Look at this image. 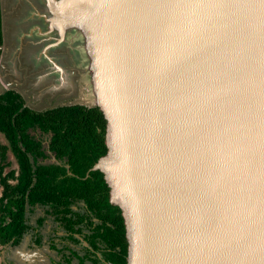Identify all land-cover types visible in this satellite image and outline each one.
Wrapping results in <instances>:
<instances>
[{
    "label": "water",
    "instance_id": "95a60500",
    "mask_svg": "<svg viewBox=\"0 0 264 264\" xmlns=\"http://www.w3.org/2000/svg\"><path fill=\"white\" fill-rule=\"evenodd\" d=\"M50 1L90 32L128 264H264V0Z\"/></svg>",
    "mask_w": 264,
    "mask_h": 264
},
{
    "label": "trees",
    "instance_id": "16d2710c",
    "mask_svg": "<svg viewBox=\"0 0 264 264\" xmlns=\"http://www.w3.org/2000/svg\"><path fill=\"white\" fill-rule=\"evenodd\" d=\"M0 133L7 141V146L0 144L1 158L10 151L18 165L17 175L3 176L0 169V246L20 242L29 229L26 208L40 205L67 234L83 238L92 264H128L123 209L113 204L105 173L91 171L110 151L102 109L71 104L35 111L18 93L7 91L0 95ZM43 136L49 137L48 149L59 164H43L48 158Z\"/></svg>",
    "mask_w": 264,
    "mask_h": 264
},
{
    "label": "crops",
    "instance_id": "0c3cea01",
    "mask_svg": "<svg viewBox=\"0 0 264 264\" xmlns=\"http://www.w3.org/2000/svg\"><path fill=\"white\" fill-rule=\"evenodd\" d=\"M36 2V0H16V4L22 7L16 8V11L14 9L9 10L7 0H0L2 39L0 44V95L7 91H14L23 98L25 107L35 111H45L67 104L53 105V102L57 100L55 93L52 94L53 90L50 92L41 91L38 90L39 87L25 89L22 85L28 73L33 71L31 69L26 72L25 66L23 67V63H20L21 60H24L25 63V53H27L26 57L32 53L31 49L25 48V45L31 47L42 44L43 50L48 51H46L47 55L54 57L48 48L50 45L53 46L56 41L55 33L49 31L50 26L45 30L41 28L43 26L40 27L36 23V21L46 23L50 16L55 18L50 9L51 1L47 0L44 8ZM52 2L54 8L57 7V2L55 0ZM35 24L36 27L33 28ZM34 31L37 32L38 36H33ZM29 76L31 77L30 74ZM48 76L49 69L47 68L43 77L51 79V76ZM37 81L39 82V80ZM62 81L63 89L71 85L70 81H66L65 78ZM44 96L47 97L43 98ZM42 100H45L47 105L45 108L39 109V103ZM0 144L7 146V141L1 133ZM0 169L4 172L3 176L11 171H14L16 175L18 174L17 162L10 151L6 153L4 158L0 156ZM1 192L2 188H0V194ZM26 211V224L29 229L17 245L0 246V264H92V261L87 258L89 251L82 241L83 238L77 235L69 236L60 226H44V224L51 223L50 219L55 224L60 225L56 222L55 217L50 215L48 208L36 205L32 208L27 207Z\"/></svg>",
    "mask_w": 264,
    "mask_h": 264
},
{
    "label": "rangeland",
    "instance_id": "374dc122",
    "mask_svg": "<svg viewBox=\"0 0 264 264\" xmlns=\"http://www.w3.org/2000/svg\"><path fill=\"white\" fill-rule=\"evenodd\" d=\"M36 1V3L42 8H44V6L47 4V0ZM55 1L57 3L62 2V0ZM14 5H17L16 0H7V6L9 10H16V8L20 7V5L13 7ZM68 11L71 10H66L63 14L60 12L59 15L55 13V18L50 16L46 23L42 21H36L40 27L43 26L41 27L42 29L47 30V27L50 26L49 31L55 33V39L57 40L56 46L50 45L48 48L49 52L53 54L54 57H49V55H47V50H43L42 44L39 46L33 45L31 47L25 45V48L27 50L31 49L32 53L26 57L25 63L23 60H21L20 63H23V67L25 66L26 72H29L31 69H33V71L28 73L26 78L23 80L22 85L25 89H36L39 87L38 90L41 91L50 92L53 90L52 94L55 93L56 97H58L56 102H53V105L80 104L89 107L95 106L97 103V95L95 93V87L93 86L92 81L93 71H95V68H98V66L94 65L90 56L91 44L88 40V38L90 39V36L88 35L90 32H86L80 26L74 24V20L76 18L71 20L69 24H65L68 23V21L67 19L63 21V19L69 18L72 15V11L70 14ZM35 27L36 24L33 25V28ZM33 36H38L36 31H34ZM46 56L49 57V59H47ZM47 68L49 69V76H51V79L43 77L47 71ZM64 78L66 81H70L71 85L63 89L62 80ZM37 80H39V82ZM45 97L47 96H44L43 98ZM46 105L47 103L45 100L40 101L39 109L45 108ZM33 135L39 137L40 134L38 131H35ZM42 139L45 142L48 141L49 137L43 136ZM50 221V224H44V226L52 225L59 227V225L55 224L53 220L50 219Z\"/></svg>",
    "mask_w": 264,
    "mask_h": 264
},
{
    "label": "flooded vegetation",
    "instance_id": "af4514ba",
    "mask_svg": "<svg viewBox=\"0 0 264 264\" xmlns=\"http://www.w3.org/2000/svg\"><path fill=\"white\" fill-rule=\"evenodd\" d=\"M57 41V40H56ZM56 41L53 43V46H56ZM26 55H27V53H25ZM26 55H25V59H26ZM24 61V60H23ZM55 99H58V97H56L55 96ZM43 146H44V148H45V150H46V154L48 155V158L46 159V160H44L43 161V164H45V165H50V163H47L48 161H51L52 160V157H54L55 158V155L53 154V153H51L50 151H49V149H48V146H49V140L48 141H45L44 143H43ZM56 159V158H55ZM57 161V160H56ZM58 162V161H57ZM47 208V207H46ZM59 223V222H58ZM60 224V223H59ZM63 230H65L64 228H63V226L60 224L59 225ZM70 236V235H69ZM67 239V238H66ZM82 241H83V239H82ZM83 243L84 244H86V248L88 249V251H89V247H88V245H87V243L86 242H84L83 241ZM100 255H98V257H99ZM91 259V258H90Z\"/></svg>",
    "mask_w": 264,
    "mask_h": 264
}]
</instances>
